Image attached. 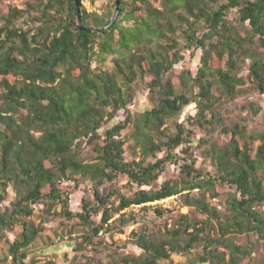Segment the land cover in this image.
Masks as SVG:
<instances>
[{"label":"trees","instance_id":"obj_1","mask_svg":"<svg viewBox=\"0 0 264 264\" xmlns=\"http://www.w3.org/2000/svg\"><path fill=\"white\" fill-rule=\"evenodd\" d=\"M75 1L35 0L0 14V236L15 234L10 256L0 264H29L25 248L44 230L30 219L40 204L48 215L61 205L54 214L64 225L88 229L73 248L76 262L92 264L85 254L91 246L112 264H172L173 253L190 254L204 241L205 254L192 264H251L253 243L234 241L256 235L264 245V131L249 133V117L242 126L229 124L218 103L239 96L245 82L240 67L247 61L254 90L264 95V0H161L162 9L148 0H121L109 30L104 28L116 0L103 13L79 0L85 29L78 27ZM142 10L146 15L136 14ZM188 54H200L196 73L178 69ZM138 78L149 106L133 114L128 110L138 97ZM192 105L195 115L175 122L170 132L168 122ZM244 108L258 115L255 103ZM122 111L129 113L111 126ZM130 128L140 155L128 161L121 134ZM254 140L261 141L255 157ZM192 145L213 173L197 166ZM168 164L179 167L180 179L153 188ZM120 176L128 178L130 192L118 187ZM87 180L93 197H84L81 211L74 212L70 195ZM108 183L105 195L101 186ZM9 188L15 198L4 206ZM208 193L212 199L228 193L230 214L222 216ZM172 197L180 205H154ZM183 207L190 212L182 214ZM192 211L200 217L191 218ZM175 212L180 215L173 217ZM140 222L145 226L122 246L105 241ZM128 243L140 253H124Z\"/></svg>","mask_w":264,"mask_h":264},{"label":"rangeland","instance_id":"obj_2","mask_svg":"<svg viewBox=\"0 0 264 264\" xmlns=\"http://www.w3.org/2000/svg\"><path fill=\"white\" fill-rule=\"evenodd\" d=\"M35 0H0V14H6L8 11L14 6L20 9H26L27 4L29 2H34ZM91 0H84V4L89 11H98L99 13H103V11L114 1V0H99L93 5ZM153 6L162 9L161 0H148ZM137 15H146L145 11H138ZM250 61L241 64L240 67V76L244 79L243 85L238 86L237 90H239V96L235 100H229L226 97L222 98V100L218 103V107L223 114V116L227 119L229 124L231 123H238L239 125H244L246 122L244 119L249 117V122L246 124L249 133H253L256 131H264V95L257 93L254 90V83L252 78L250 77V72L248 69ZM109 67L111 64H108ZM200 66V54L195 57H190L187 55L186 60L178 66V69H182L184 67L191 68L196 73L197 68ZM2 77H0L1 79ZM11 82L14 81L15 77L9 76L8 77ZM135 87L137 90L138 97L134 103V105L128 110L133 114H137L143 112L149 105L147 101L148 92L145 87V83L142 79L138 78L135 81ZM249 102H253L259 107L258 115L255 116L253 112L249 109L244 108L246 104ZM128 111H122L118 118L111 122V126L115 123L124 120L125 117L128 115ZM196 109L195 106L192 105L190 108H187L185 112L168 122L165 126L168 128L170 132H175V122L183 121L189 117V115H195ZM132 130L127 129L122 132L121 137L126 140V159L128 161L133 160L140 155V147L134 148V141L130 138ZM230 138H225V140H229ZM240 146L243 147L244 141L238 138ZM261 145L260 140H254L251 144V155L255 157L258 147ZM191 148L193 149L194 153L198 156V167L206 169L208 172L213 173L214 167L208 159L206 160L201 155V151L197 150L195 145H192ZM178 154L185 158L188 157L186 154L182 152V150L177 151ZM92 154V147H88L85 155ZM162 157V156H161ZM89 161V160H88ZM180 179V169L176 165H169L166 167V171L164 174L155 182L153 183V188H160L161 185L164 183L166 179ZM128 178L126 176H120L119 182L117 183L118 187H120L121 191L124 193L130 192L129 185H128ZM64 185H69L68 183H64ZM73 185V183H72ZM93 184L87 181H81L80 188L77 192L70 195V209L74 212L81 211V203L84 197H93ZM112 188V185L104 184L101 186V191L103 194H108ZM138 186L135 185L133 189L136 191L138 190ZM149 187H146L148 189ZM1 190V188H0ZM9 197L8 201H6L3 205L7 206L10 202L14 201L15 194L12 188L8 189ZM208 202L211 203L212 206H215L219 213L222 216L230 214L228 209L227 199L228 193L220 195L216 199L211 198V193L207 194ZM264 203V202H263ZM155 204L163 205L165 208H174L179 204V200L177 197H172L166 200H162L160 202H156ZM264 212V204L260 208ZM132 210L139 212L140 207H133ZM44 205H36L35 206V215L30 218L31 221L35 224L36 227L43 225L44 230L38 235V237L34 240L32 244H30L25 251L28 253L27 262L29 264H43L48 261H54L58 264H85L84 260L74 261V253L73 248L76 245V242L80 240L79 238L88 231L87 228L81 225H71L67 224L64 225L63 217L59 216L62 211V206L57 205L52 211L51 215L45 214L44 212ZM190 210L187 207H183L181 209L182 214H188ZM180 215V212H175L173 217H177ZM200 217L199 214L195 211L191 212V218ZM173 223L172 219H168V224L171 226ZM150 225V223H149ZM145 226L144 222H140L139 224L133 225L129 228L125 229V233H115L112 238L108 235L105 236V241L112 243L115 242L118 245H123L127 241L129 242L131 237L130 234L133 230H139ZM164 226V222L162 223ZM214 234V233H213ZM15 234L12 232L7 231L4 235L0 236V259H4L10 256V247L15 240ZM239 245H246L249 242L253 243L254 245V252L253 258L254 261L251 264H264V245L261 242H258V237L256 235H251L250 237L241 236L236 238L234 241ZM207 242H200L194 246L191 250L190 254H183V253H173L171 256V263L172 264H192L191 260L197 256H202L205 254V247ZM87 250L85 251L86 256L92 257V264H112L111 259L107 257L105 254H97L96 252L91 251V246H86ZM220 252H226L229 254V251L221 246H214ZM124 253L135 252L140 253V251L135 247L133 244L128 243L127 248L122 250ZM229 257V256H228ZM161 264H165V262H161ZM195 264H208V263H201L197 262Z\"/></svg>","mask_w":264,"mask_h":264},{"label":"water","instance_id":"obj_3","mask_svg":"<svg viewBox=\"0 0 264 264\" xmlns=\"http://www.w3.org/2000/svg\"><path fill=\"white\" fill-rule=\"evenodd\" d=\"M79 0H76L75 2L77 3V7H78V19H79V21H78V27L80 28V29H85V28H83L82 27V23H81V6H80V2H78ZM120 6H121V0H116V8H115V12H114V15H113V18H112V20H111V22H110V24H108L105 28H104V30H109L110 28H111V26L113 25V24H115V22H116V20H117V18H118V15H119V11H120ZM97 31L98 32H101L102 31V29H97Z\"/></svg>","mask_w":264,"mask_h":264}]
</instances>
